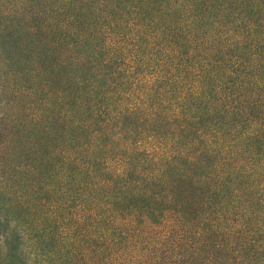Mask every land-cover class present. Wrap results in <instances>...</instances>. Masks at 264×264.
I'll return each instance as SVG.
<instances>
[{"label":"trees","instance_id":"16d2710c","mask_svg":"<svg viewBox=\"0 0 264 264\" xmlns=\"http://www.w3.org/2000/svg\"><path fill=\"white\" fill-rule=\"evenodd\" d=\"M0 264H264V0H0Z\"/></svg>","mask_w":264,"mask_h":264}]
</instances>
